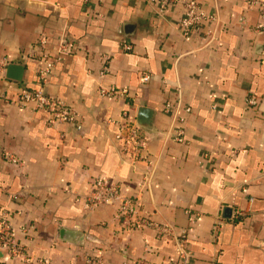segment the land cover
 I'll use <instances>...</instances> for the list:
<instances>
[{
	"label": "crops",
	"instance_id": "0c3cea01",
	"mask_svg": "<svg viewBox=\"0 0 264 264\" xmlns=\"http://www.w3.org/2000/svg\"><path fill=\"white\" fill-rule=\"evenodd\" d=\"M197 1L216 20L186 40L181 2L0 0V59L25 67L22 81L7 68L0 76V214L29 255L52 264H184L175 237L121 228L119 203L86 206L90 181L106 176L155 220L187 231L189 264H264L262 18L247 0ZM63 40L70 50L59 53ZM44 51L55 60L44 89L78 112L80 129L49 124L46 109L18 102L40 86ZM109 86L129 94L101 95ZM141 107L152 112L141 125L149 140L133 160L116 122ZM180 126L184 142L174 138ZM0 264L25 263L0 250Z\"/></svg>",
	"mask_w": 264,
	"mask_h": 264
},
{
	"label": "built area",
	"instance_id": "2783aa9c",
	"mask_svg": "<svg viewBox=\"0 0 264 264\" xmlns=\"http://www.w3.org/2000/svg\"><path fill=\"white\" fill-rule=\"evenodd\" d=\"M160 3V8L165 9L169 4L174 2H181L184 4L185 11L179 20L181 32L186 40H191L195 33L202 31L200 25L207 22L210 23L216 20V17L204 10L197 0H151ZM248 6L257 8L262 21L258 24L257 28L264 30V0H247ZM210 28L204 30L203 40L208 39L211 34ZM46 40L41 38L36 45L38 48L45 46ZM125 50L132 49V43L127 39L123 41ZM38 48H35L36 50ZM70 50V43L63 40L60 44L59 53H65ZM38 51L35 52L37 55ZM42 57L45 59L44 67L39 70L40 86L34 90H23L18 96V102L22 106L29 103H34L35 108L46 109L49 113L48 123L55 124L59 122H73L76 127H82L81 117L78 112L61 98L47 94L44 89V83L48 75L51 73L55 60L51 58L50 53L44 51ZM61 58L59 54L56 59ZM11 63L8 58L0 59V76L4 74L7 66ZM106 68V67H105ZM151 78L149 74L143 76L144 81ZM100 94L108 97L127 96L129 94L128 88L109 86L101 87ZM249 103L255 104L256 100L251 98ZM170 109L167 105L166 110ZM186 111H190V107H186ZM183 121L184 118L180 117ZM118 130L116 133L117 138L122 142L123 150L130 154L133 160L143 158V151L148 144V136L143 131L141 125L137 122L136 117H132L128 111L123 112L122 119L116 122ZM185 129L183 126L177 128L174 138L179 142L185 141ZM7 159L13 162H19V159L10 153H5ZM21 163V162H20ZM119 203L117 209V220L121 228L126 232L134 229H154L160 236H173L176 240V251L178 259L184 264H189L192 260V252L187 247V231L185 229L176 231L175 227L162 221L155 220L150 212L141 210L140 200L124 197L122 194V186L120 182L114 178L106 176H97L90 181V192L86 197V206L88 208L97 207L100 205H115ZM8 213L2 212L0 214V250L7 252L11 257L21 258L25 264H52L51 260L46 257L34 258L29 255L26 247L19 242L16 229L12 227L11 223L7 220ZM24 231L27 228H23ZM176 264V262H173Z\"/></svg>",
	"mask_w": 264,
	"mask_h": 264
},
{
	"label": "water",
	"instance_id": "95a60500",
	"mask_svg": "<svg viewBox=\"0 0 264 264\" xmlns=\"http://www.w3.org/2000/svg\"><path fill=\"white\" fill-rule=\"evenodd\" d=\"M24 69L25 67L21 64L10 63L7 66L6 75L10 78L22 81ZM151 114V109L147 107H141L138 112L137 122L140 125L148 124L151 119ZM224 210L229 213L231 211V208L225 207Z\"/></svg>",
	"mask_w": 264,
	"mask_h": 264
}]
</instances>
